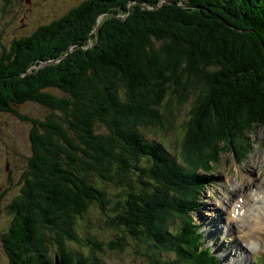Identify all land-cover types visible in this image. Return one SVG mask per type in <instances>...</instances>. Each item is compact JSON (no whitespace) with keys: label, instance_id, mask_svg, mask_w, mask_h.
Listing matches in <instances>:
<instances>
[{"label":"trees","instance_id":"trees-1","mask_svg":"<svg viewBox=\"0 0 264 264\" xmlns=\"http://www.w3.org/2000/svg\"><path fill=\"white\" fill-rule=\"evenodd\" d=\"M219 1L172 0L157 10L149 4L158 0H81L0 54V109L17 113L32 102L48 111L43 119L19 114L33 125L32 155L6 239L8 264H108L105 246L125 247L79 233L95 209L117 217L112 229L143 241L150 264H218L189 215L209 184L187 171L189 153H199L198 172L209 174L201 149L210 140L264 127V6L252 8L264 0H222L229 6L221 12L242 23L235 29L209 16ZM50 61L58 62L43 66ZM172 106L188 114L179 152L144 134L162 130ZM151 191L165 206L175 203L177 231L160 229L147 212Z\"/></svg>","mask_w":264,"mask_h":264},{"label":"rangeland","instance_id":"rangeland-1","mask_svg":"<svg viewBox=\"0 0 264 264\" xmlns=\"http://www.w3.org/2000/svg\"><path fill=\"white\" fill-rule=\"evenodd\" d=\"M80 2L81 0H49V4H46V9L40 11V18L47 19L45 17H48L51 7L60 6L61 10L64 11L61 14H65ZM218 4H222V0ZM1 5L2 2L0 0V54L3 51H12L9 48L8 41L16 30V25L13 23L11 16L2 13ZM259 6L260 4H257L254 9L258 11ZM169 98H172V96ZM171 109L173 112H169L167 116V119L171 118L169 119L170 122L162 130L156 131L155 128L145 129L144 134L147 139L164 143L171 149V152H174V149L179 152L182 145L188 143V139L184 138L187 130L186 122L188 121L187 108L181 112H177L178 110L174 106ZM13 114L16 117H2L3 120L8 122V124L5 123V129L18 138L25 140L26 133H29V127L19 122V114L33 119H43L48 115V111L37 104L29 102L21 105L19 111ZM19 130L22 131V134H19ZM108 133V129L104 127L101 134L109 138ZM217 140H210L205 145L206 149H201L202 161L203 159L207 161V164L203 162L202 167L210 166V170H216L215 176L204 175L207 173L203 171L204 168H201L199 173L197 163L200 160L198 157L199 153L195 154L194 151H191V148H187L188 151H191L189 153L187 171L191 174L209 178V184L205 185L201 194H199L200 196H197L201 201L199 211H193L194 208L190 207V210H188L189 215L192 222H198L200 225L204 224L205 226L208 224L205 232L211 238L214 247H216L217 241H220L223 245L224 251H222V255L226 261H223L224 264H239L240 260L245 261V259L248 260V264L251 262L253 264L257 262L258 264H264V236L263 238H259L263 244L257 242L256 245L258 247H254V251H250V247H246L244 244V239L249 236L247 225L240 220L233 221L232 219L234 215H239V210L245 211L243 216L245 219H247V216L249 217L251 209H256L257 212L258 206H254L257 205V194L260 193L264 196V127L253 125L243 135L241 134L240 137H234L227 142H221L219 139V143L216 144ZM25 146L28 147L26 140ZM215 148H217V152L213 153ZM210 149L212 151V158L210 155L205 157L207 151L210 153ZM233 149L236 151V155L232 151ZM96 173L97 170L89 172L85 175V181L94 184ZM108 190L111 194L117 193L112 187L108 188ZM149 196L150 208L147 212L152 214L151 216L154 218L155 223L164 231L168 232L170 229L177 231L179 226L178 222L174 219L180 214L173 211L175 203H173V206L167 207L161 198H155V196H160L159 193L151 191ZM260 200L264 203V197H261ZM155 203L159 205L156 206ZM253 206L254 208H250ZM107 211L108 213H103L95 209L90 212L87 217L91 225L81 223L79 227L81 240L85 239V231L88 229L91 233L97 235L101 241L106 243L109 241L116 242L120 247L123 245L125 247L123 251H116L115 247L111 245L105 246V258L108 264H150L146 259L145 247L147 246L145 243L143 241L134 243L129 234L124 233L119 228L112 229L111 225H115L117 217L109 210ZM4 221L1 227L8 225V215L4 216ZM48 232L50 231L47 230L46 236L52 238ZM122 238L126 239L127 245L121 241ZM44 246L52 247L48 243L44 244ZM224 247H227V249ZM239 247L247 255H243ZM8 263V257L5 255L3 247H0V264Z\"/></svg>","mask_w":264,"mask_h":264},{"label":"flooded vegetation","instance_id":"flooded-vegetation-1","mask_svg":"<svg viewBox=\"0 0 264 264\" xmlns=\"http://www.w3.org/2000/svg\"><path fill=\"white\" fill-rule=\"evenodd\" d=\"M48 1L1 0L2 13L9 14L16 25L14 35L8 41L10 47L25 42L39 28L52 24L60 18L54 14L49 20L41 19L39 14L35 13L36 10L46 9ZM2 117L13 118L16 116L10 111L0 109V247H3L5 255L8 256L6 239L11 232L13 221L17 215L15 211L16 199L23 188V177L28 168L29 158L32 155L30 133L33 125L28 119L19 116V122L29 127V133H26L25 139L28 142V147H26L24 139L18 138L5 129V123L8 124V122L3 120ZM19 134H22L21 130H19ZM5 215L9 217L8 225L1 227L5 222Z\"/></svg>","mask_w":264,"mask_h":264},{"label":"bare ground","instance_id":"bare-ground-1","mask_svg":"<svg viewBox=\"0 0 264 264\" xmlns=\"http://www.w3.org/2000/svg\"><path fill=\"white\" fill-rule=\"evenodd\" d=\"M45 67H47V66H45ZM261 197L263 198L264 196H262L260 193H258L257 197H256L257 198V200H256L257 205H254V206H258L257 212H256V209H251L249 217L247 216V219H245V218H243L245 211L239 210V215H234L232 218L233 221L234 220H240V221L244 222L245 225H247V228L249 229V231H248L249 236L244 239L245 240L244 244L246 247H250L249 248L250 251H252V250L254 251V247H258L256 245L257 242L263 244L262 240L259 239L261 237L263 238V236H264V203L260 200ZM254 206L250 207V208H254ZM239 250L242 251L240 247H239ZM242 253H243V255H247L245 253V251H242ZM238 263L239 264H244V263L248 264V260H246V259H245V261L240 260ZM250 264H253V262H251Z\"/></svg>","mask_w":264,"mask_h":264},{"label":"water","instance_id":"water-1","mask_svg":"<svg viewBox=\"0 0 264 264\" xmlns=\"http://www.w3.org/2000/svg\"><path fill=\"white\" fill-rule=\"evenodd\" d=\"M246 1H248V5H250L252 2H253V0H246ZM47 4H49V1H48V3ZM179 4H181V3H179ZM134 5H136V4H134ZM149 5H151V6H153L154 5V7L155 8H153V9H157V10H162L163 9V7H167V6H171V5H174V3L172 2V0H158V2H157V4H149ZM149 5H142V7L143 6H149ZM182 5V4H181ZM221 6H222V8H220V10L219 11H213V10H211L212 12H210V10L208 11V14H209V16L210 17H213V19L214 20H216V21H218V19L219 18H221V20H223L225 23H223V24H225L228 28H234V26L235 25H238V23L240 24L241 22H239L238 21V23H237V20H235L236 18H235V16L233 15V14H231L230 12V14H231V16H229V15H227V14H224L223 12H221L223 9H224V11H227L226 10V8L229 6V4H227V5H225L224 3H222L221 4ZM58 7H60V6H57V7H51L50 9H49V11H50V13H49V15H48V17H45V18H47V20H49V18H51L54 14H56V15H58L60 18L61 17H63L65 14H67V13H65V14H61V13H64V11H62L61 9V7L60 8H58ZM141 7V8H142ZM254 7H255V5L253 4L252 5V8L254 9ZM183 8L184 9H186V6H184L183 5ZM143 9V8H142ZM147 9H149V7H147ZM152 8L151 9H149V10H153ZM42 10H45V9H42ZM72 10V9H71ZM71 10L69 11V12H71ZM40 11L41 10H36V12L35 13H37V14H39V16H40ZM68 12V13H69ZM228 12V11H227ZM60 14V15H59ZM103 17H100V19L98 20V22H100L101 21V19H102ZM118 18H120V19H124L125 18V16H119ZM260 20H262V19H257V21L258 22H260ZM190 22V21H189ZM191 23V22H190ZM242 24V23H241ZM97 27V26H96ZM190 27H191V25H190ZM192 28V27H191ZM198 29H203V30H208V28L207 27H204V25H202L201 23L198 25ZM55 62V61H54Z\"/></svg>","mask_w":264,"mask_h":264},{"label":"clouds","instance_id":"clouds-1","mask_svg":"<svg viewBox=\"0 0 264 264\" xmlns=\"http://www.w3.org/2000/svg\"><path fill=\"white\" fill-rule=\"evenodd\" d=\"M264 6V4H262V5H260V7L262 8ZM263 9V8H262ZM236 26V25H235ZM228 29H231V28H228ZM233 29H235V28H233ZM237 31V30H236ZM58 61H50V62H48V63H46V64H43V66H45V65H47V64H54V63H57Z\"/></svg>","mask_w":264,"mask_h":264}]
</instances>
